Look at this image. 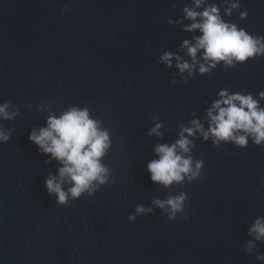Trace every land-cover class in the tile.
Instances as JSON below:
<instances>
[{"label": "water", "instance_id": "1", "mask_svg": "<svg viewBox=\"0 0 264 264\" xmlns=\"http://www.w3.org/2000/svg\"><path fill=\"white\" fill-rule=\"evenodd\" d=\"M208 2L224 20L264 35V0H239L231 15L224 9L233 0ZM186 4L191 0H0V103L19 108L14 120L0 121L13 130L0 144V264H264L240 250L248 226L264 216V147L190 137L193 167L204 161L199 179L165 187L145 171L158 158L156 145L174 143L180 125L200 119L207 129L206 109L221 89L264 91V57L220 62L186 82L175 60L172 68L158 62L161 50L177 52L200 35L167 24ZM70 107L88 109L108 130L111 148L102 160L108 183L66 207L44 187L61 165L46 163L28 136ZM157 123L163 135H149ZM182 192L185 211L168 221L169 207L154 201ZM137 205L153 211L129 222ZM258 248L264 253V243Z\"/></svg>", "mask_w": 264, "mask_h": 264}, {"label": "clouds", "instance_id": "2", "mask_svg": "<svg viewBox=\"0 0 264 264\" xmlns=\"http://www.w3.org/2000/svg\"><path fill=\"white\" fill-rule=\"evenodd\" d=\"M172 7L175 8V4ZM239 7V0H233L224 9V14L231 15L232 9ZM65 10L66 7L61 9ZM181 12L177 19L169 17L167 24L178 26L188 33L198 30L200 35L193 36L191 40L184 39L177 52L161 50L158 57V62L166 68H172L175 60L181 80L186 82L194 73L208 74L220 62L227 67L264 57V35L254 36L237 24L224 20L217 3L191 0V5L186 4ZM247 15V9L240 13L241 19ZM180 52H184L189 59H185ZM171 83L175 84L176 81L172 79ZM218 96L219 99L213 100L206 109L207 129L200 119H193L188 126H179L178 139L174 143L156 145L154 152L158 158L148 161L145 166L153 184L168 187L173 182H182L185 176L189 183L200 178L204 161L197 160L193 167L190 153L195 144L190 137L199 136L205 142L211 139L217 147L221 143H231L244 149L250 142L264 147V106L260 104V100H264V91L254 96L246 89L229 93L224 88L218 92ZM11 106L10 101L0 103V121H12L19 115V108L9 111ZM100 123L90 118L88 109L70 107L59 115L49 114L45 126L30 130L28 140L36 146L39 154L46 157L45 162L56 160L61 165L56 175L49 173L44 181L47 194L54 196L60 206L71 207L70 198L76 200L83 194L92 196L100 185L108 183L109 169L102 160L111 148V140L108 130L101 128ZM161 126L157 123L148 134L162 136L159 131ZM12 134V129L5 130L0 125V144L8 143ZM65 184L71 186L65 190ZM186 200L188 195L182 192L164 202L157 199L154 203L161 209L167 205L170 209L167 220L175 221L177 213L185 211ZM152 211L151 207L137 205L127 219L134 222L141 214L148 215ZM183 218L187 220L189 217L184 215ZM246 234L249 239L240 250L264 262V253H260L258 248V242L264 243V216H257L248 226Z\"/></svg>", "mask_w": 264, "mask_h": 264}]
</instances>
